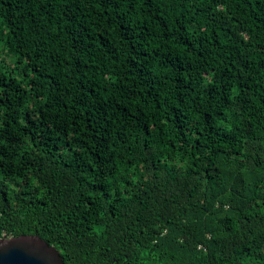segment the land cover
Wrapping results in <instances>:
<instances>
[{"label":"trees","instance_id":"1","mask_svg":"<svg viewBox=\"0 0 264 264\" xmlns=\"http://www.w3.org/2000/svg\"><path fill=\"white\" fill-rule=\"evenodd\" d=\"M22 234L65 264H264V0H0Z\"/></svg>","mask_w":264,"mask_h":264},{"label":"water","instance_id":"2","mask_svg":"<svg viewBox=\"0 0 264 264\" xmlns=\"http://www.w3.org/2000/svg\"><path fill=\"white\" fill-rule=\"evenodd\" d=\"M0 264H65L55 246L37 234L0 237Z\"/></svg>","mask_w":264,"mask_h":264},{"label":"rangeland","instance_id":"3","mask_svg":"<svg viewBox=\"0 0 264 264\" xmlns=\"http://www.w3.org/2000/svg\"><path fill=\"white\" fill-rule=\"evenodd\" d=\"M3 54V53H2ZM5 57H6V59H5V61L6 62H4L3 64V68L4 69H6V70H8V71H12V73L14 74V75H17V72H18V66L16 65V63L13 61V59H12V57H11V55H5Z\"/></svg>","mask_w":264,"mask_h":264}]
</instances>
